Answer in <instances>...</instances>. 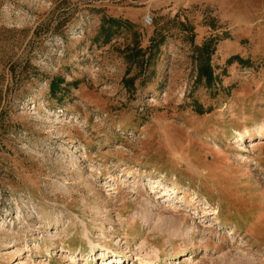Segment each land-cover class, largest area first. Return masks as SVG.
<instances>
[{
    "label": "rangeland",
    "instance_id": "rangeland-1",
    "mask_svg": "<svg viewBox=\"0 0 264 264\" xmlns=\"http://www.w3.org/2000/svg\"><path fill=\"white\" fill-rule=\"evenodd\" d=\"M261 124L264 0H0V264H264Z\"/></svg>",
    "mask_w": 264,
    "mask_h": 264
},
{
    "label": "trees",
    "instance_id": "trees-1",
    "mask_svg": "<svg viewBox=\"0 0 264 264\" xmlns=\"http://www.w3.org/2000/svg\"><path fill=\"white\" fill-rule=\"evenodd\" d=\"M108 22L109 26L103 27V31L106 33V40H108L110 33H113L112 27L119 26V24H121V22L115 18L108 19ZM215 49L216 42L214 38L207 40L203 45L196 46V50L201 55L198 80L203 81L204 79L208 87H211L217 79L211 64V55L215 52ZM238 58V56H233L229 59V61L232 62ZM239 59H241V57ZM56 86H58V81L54 79L51 83V90L53 93L56 91Z\"/></svg>",
    "mask_w": 264,
    "mask_h": 264
},
{
    "label": "built area",
    "instance_id": "built-area-1",
    "mask_svg": "<svg viewBox=\"0 0 264 264\" xmlns=\"http://www.w3.org/2000/svg\"><path fill=\"white\" fill-rule=\"evenodd\" d=\"M143 22L146 26H151L153 24V16L150 13L145 14Z\"/></svg>",
    "mask_w": 264,
    "mask_h": 264
},
{
    "label": "bare ground",
    "instance_id": "bare-ground-1",
    "mask_svg": "<svg viewBox=\"0 0 264 264\" xmlns=\"http://www.w3.org/2000/svg\"><path fill=\"white\" fill-rule=\"evenodd\" d=\"M259 132H262L263 130H264V124H261V126L259 127ZM241 139H243V137H241ZM257 211H259V212H264V209L263 208H261V209H256ZM262 215H264V213L262 214ZM255 226V227H254ZM253 227H252V229H255L256 228V226H257V224H255Z\"/></svg>",
    "mask_w": 264,
    "mask_h": 264
},
{
    "label": "crops",
    "instance_id": "crops-1",
    "mask_svg": "<svg viewBox=\"0 0 264 264\" xmlns=\"http://www.w3.org/2000/svg\"><path fill=\"white\" fill-rule=\"evenodd\" d=\"M251 14H252V12H251ZM252 19H253V18H250V17H249V20H252Z\"/></svg>",
    "mask_w": 264,
    "mask_h": 264
}]
</instances>
